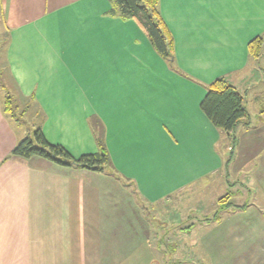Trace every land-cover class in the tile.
Masks as SVG:
<instances>
[{
    "label": "crops",
    "instance_id": "crops-1",
    "mask_svg": "<svg viewBox=\"0 0 264 264\" xmlns=\"http://www.w3.org/2000/svg\"><path fill=\"white\" fill-rule=\"evenodd\" d=\"M0 9L13 90L24 116L34 110L21 130L0 93V264L123 262L146 239L150 208L215 177L238 201L221 210L235 217L226 258L264 264V44L260 57L249 53L264 40V0H160L175 68L135 21L110 14V0H0ZM219 78L250 114L232 134L201 109ZM38 127L76 158L98 152L95 129L104 131L121 178L13 156Z\"/></svg>",
    "mask_w": 264,
    "mask_h": 264
},
{
    "label": "rangeland",
    "instance_id": "rangeland-1",
    "mask_svg": "<svg viewBox=\"0 0 264 264\" xmlns=\"http://www.w3.org/2000/svg\"><path fill=\"white\" fill-rule=\"evenodd\" d=\"M10 28L11 25L5 23L0 14V73H3L6 85L5 89L0 87V93L4 100L8 94L13 97L14 104L19 108L14 121L17 123L22 118V122H25L23 126H16L29 130L32 128L30 117L34 110L32 108V113L27 110L23 116L27 103L16 96L7 69ZM252 121L262 119L254 113ZM220 143L223 145V141ZM229 156L231 160V154ZM203 186L201 190L192 191L187 200L177 195L172 202L150 208V213L144 216L146 220H142L151 226L146 239L136 250L133 248L129 251L131 255L128 254L127 260L115 264H230L225 255L236 254V245L230 241L235 240V233L226 230L234 228L235 217L222 213L226 202H222L221 198L227 196L233 204L238 201H230L232 196L226 193L223 185L221 187L219 177L211 178ZM135 259L137 261L133 262Z\"/></svg>",
    "mask_w": 264,
    "mask_h": 264
},
{
    "label": "trees",
    "instance_id": "trees-1",
    "mask_svg": "<svg viewBox=\"0 0 264 264\" xmlns=\"http://www.w3.org/2000/svg\"><path fill=\"white\" fill-rule=\"evenodd\" d=\"M110 14L124 20H133L145 32L156 52L170 66L174 64V39L160 10V0H110ZM264 40L258 37L250 42L249 53L258 58L262 55ZM3 73H0V87L6 88ZM207 94L201 103V109L215 127L228 134H232L239 124L249 122L250 114L244 104V98L236 87L226 79L219 78L207 86ZM19 108L14 104L13 97L8 94L4 100L5 113L15 119ZM264 113V107L261 109ZM24 116V115H23ZM19 122L22 121L18 119ZM96 130L99 150L93 154L74 157L65 147L50 143L41 127L31 136L23 139L13 150L12 155L24 159L41 157L59 166H77L94 172H107L121 178L113 167L110 153L105 142V133ZM229 197L221 198L223 209L233 206ZM232 203V204H231Z\"/></svg>",
    "mask_w": 264,
    "mask_h": 264
}]
</instances>
